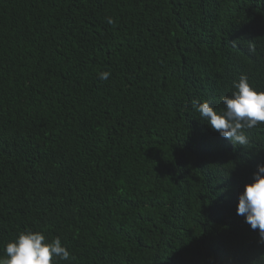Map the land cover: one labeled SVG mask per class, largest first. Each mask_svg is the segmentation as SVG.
Returning <instances> with one entry per match:
<instances>
[{"label":"trees","instance_id":"1","mask_svg":"<svg viewBox=\"0 0 264 264\" xmlns=\"http://www.w3.org/2000/svg\"><path fill=\"white\" fill-rule=\"evenodd\" d=\"M241 75L264 91V0H0V258L31 230L55 264H264L236 211L264 123L234 145L192 106Z\"/></svg>","mask_w":264,"mask_h":264},{"label":"clouds","instance_id":"2","mask_svg":"<svg viewBox=\"0 0 264 264\" xmlns=\"http://www.w3.org/2000/svg\"><path fill=\"white\" fill-rule=\"evenodd\" d=\"M109 24L114 21L107 18ZM111 73H98L100 80H108ZM235 89L231 96H224L221 109L210 106L209 101L194 100L192 106L206 124L229 139L234 145L249 143L245 129L257 127L264 123V91H258L250 83L246 75H241L233 83ZM237 215L243 216L252 230H259L264 239V164L257 166L252 182L245 184L238 195ZM5 256L0 264H55L54 258L69 261L71 254L62 245L59 237L48 242L41 232L31 230L21 232L4 247Z\"/></svg>","mask_w":264,"mask_h":264}]
</instances>
